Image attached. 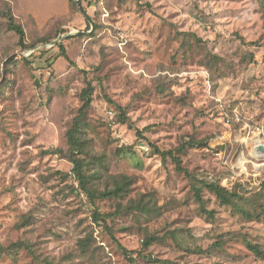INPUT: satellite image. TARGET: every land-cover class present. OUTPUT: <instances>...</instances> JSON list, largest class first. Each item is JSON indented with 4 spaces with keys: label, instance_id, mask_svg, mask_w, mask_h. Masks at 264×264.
I'll use <instances>...</instances> for the list:
<instances>
[{
    "label": "rangeland",
    "instance_id": "rangeland-1",
    "mask_svg": "<svg viewBox=\"0 0 264 264\" xmlns=\"http://www.w3.org/2000/svg\"><path fill=\"white\" fill-rule=\"evenodd\" d=\"M81 4L90 21L73 0H0V264H264L246 243L264 250V219L203 188L209 216L194 194L217 182L264 202L260 0ZM89 84L91 155L107 168L88 191L128 176L123 198L93 201L48 152L68 148ZM18 241L33 251H6Z\"/></svg>",
    "mask_w": 264,
    "mask_h": 264
},
{
    "label": "trees",
    "instance_id": "trees-1",
    "mask_svg": "<svg viewBox=\"0 0 264 264\" xmlns=\"http://www.w3.org/2000/svg\"><path fill=\"white\" fill-rule=\"evenodd\" d=\"M261 5L264 8V0H260ZM73 4L80 5L81 11L87 16V19L90 21V16H88L87 12L84 8H82L81 0L77 3L73 0ZM1 14L7 16L9 20L10 29L17 32L20 36L21 41L23 42L25 38V31L21 24H19L14 14L10 9L5 12H1ZM32 45V44H31ZM62 49V55L66 56V50L63 44L60 45ZM82 105L79 108L78 114L74 117L70 128L67 131V142L68 148L64 149H53L48 150L49 153L54 154H62L64 157L68 158L73 163V173L75 174L77 180L79 181L81 187L88 192L91 199L94 201L98 196L100 197H113V198H123L126 196L127 191L129 190V181L130 178L128 176H114V187L108 190H104L99 192L98 194H94L88 191V185L92 178L100 177L104 171L106 170V166L102 159L96 158L91 155L90 150V140L87 135V130L89 128V109L92 105L93 101V86L89 84L86 88L83 89L81 94ZM125 121H130V118H125ZM185 147L179 148V150L184 151ZM157 151L160 150L157 148ZM164 154L163 152H160ZM170 154L173 152H169ZM173 155V154H172ZM178 167H181V160L173 155ZM98 165L101 169L94 171L93 173H89V170L92 169V165ZM201 186H194V194L197 200L200 202L201 208L203 211L209 215L213 216L212 210H207L205 208L203 197H202V189L206 188L208 191L213 193L217 199L220 201L222 205L232 207L238 214H241L243 217L249 220H261L264 219V202L261 201H251L248 199L244 193H242L239 188H235L230 190L217 182H206L202 181ZM262 190L264 192V181L262 182ZM143 212H148V206H140ZM96 220H100L102 216L96 212L95 214ZM152 239H147L146 246H150ZM247 246L253 251L257 256L262 257L264 259V250L258 244H253L250 241H247ZM222 241L219 240L216 245L221 246ZM27 248L31 252L33 249L31 248V244L26 241H18L9 246L6 251H8L11 255L16 254L20 249Z\"/></svg>",
    "mask_w": 264,
    "mask_h": 264
},
{
    "label": "bare ground",
    "instance_id": "bare-ground-1",
    "mask_svg": "<svg viewBox=\"0 0 264 264\" xmlns=\"http://www.w3.org/2000/svg\"><path fill=\"white\" fill-rule=\"evenodd\" d=\"M264 147V143H257L255 144L254 148H253V153L258 156V157H262L264 156V151L261 150Z\"/></svg>",
    "mask_w": 264,
    "mask_h": 264
},
{
    "label": "built area",
    "instance_id": "built-area-1",
    "mask_svg": "<svg viewBox=\"0 0 264 264\" xmlns=\"http://www.w3.org/2000/svg\"><path fill=\"white\" fill-rule=\"evenodd\" d=\"M143 148H144L146 151H149V147H147V146H143Z\"/></svg>",
    "mask_w": 264,
    "mask_h": 264
},
{
    "label": "water",
    "instance_id": "water-1",
    "mask_svg": "<svg viewBox=\"0 0 264 264\" xmlns=\"http://www.w3.org/2000/svg\"><path fill=\"white\" fill-rule=\"evenodd\" d=\"M261 150H263V151H264V147H263Z\"/></svg>",
    "mask_w": 264,
    "mask_h": 264
}]
</instances>
